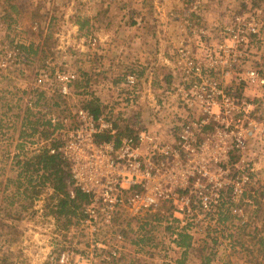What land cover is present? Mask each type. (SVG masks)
<instances>
[{
  "label": "rangeland",
  "instance_id": "obj_1",
  "mask_svg": "<svg viewBox=\"0 0 264 264\" xmlns=\"http://www.w3.org/2000/svg\"><path fill=\"white\" fill-rule=\"evenodd\" d=\"M14 1L22 10L13 14L17 22L10 29L5 0H0V264H61L62 251L71 252L69 264H264L258 243L264 237V144L258 138L232 155L233 168L252 176L245 200L236 201L242 211L226 210L218 226L195 229L189 249L173 240V212L165 205L150 217L131 219L122 230L119 261L79 263V255L94 251L80 218L46 215L43 198L49 189L35 207L22 208L19 197L24 196L14 183L18 161L62 140L79 107L97 106L108 113L120 137L168 129L181 121L185 111L175 89L183 64L179 50L205 61V54L224 42L221 31L233 14L256 8L264 17V0ZM31 43L36 53L17 47ZM242 62L224 83L263 107L264 91L246 90L239 78L250 67L264 71V37L250 41ZM56 70L76 72L74 96L59 93ZM131 74L137 79L134 86L126 81ZM29 107L41 123L55 118L63 130L45 137L39 125L29 135L32 131L24 124Z\"/></svg>",
  "mask_w": 264,
  "mask_h": 264
},
{
  "label": "built area",
  "instance_id": "obj_2",
  "mask_svg": "<svg viewBox=\"0 0 264 264\" xmlns=\"http://www.w3.org/2000/svg\"><path fill=\"white\" fill-rule=\"evenodd\" d=\"M262 13L249 8L233 14L221 31L224 42L207 52L203 62L179 50L184 67L179 66L175 89L185 114L168 129L140 130L117 139L118 128L108 113L95 115L86 107L74 111L70 127L50 152L70 166V196L77 190L87 196L80 223L89 230L94 251L79 255V263L119 261L122 230L131 219L165 205L173 212L174 241L180 233L195 237L197 228L218 226L226 210L242 211L236 201L245 200L252 176L244 168H233L232 155L257 137L264 144V106L237 95L224 79L244 66L250 41L264 37ZM239 79L246 90L264 91V71L259 68H248ZM54 80L63 97L75 95V71L56 70ZM126 81L134 86L137 79L131 74ZM105 135L110 139H101ZM71 259L69 251L58 255L61 264Z\"/></svg>",
  "mask_w": 264,
  "mask_h": 264
},
{
  "label": "trees",
  "instance_id": "obj_3",
  "mask_svg": "<svg viewBox=\"0 0 264 264\" xmlns=\"http://www.w3.org/2000/svg\"><path fill=\"white\" fill-rule=\"evenodd\" d=\"M5 3L7 8L5 17L10 19L9 27L10 29H13V24L16 23L17 20L12 18V16L14 13H20L22 7L16 4L14 0H5ZM33 46H35L34 43H31L29 46L24 44L17 45V47L28 54L36 53ZM90 110L95 115L101 114V111L97 106L91 107ZM36 114L37 113L30 107L27 109L25 118L26 123L24 124L32 131L29 135H34L37 131H39V125L42 127L40 132H42L45 137L51 136L58 130H63L62 122L59 124L57 121L53 122L52 118H50L43 120L41 123L39 118H35ZM25 135L27 136L28 134L25 133ZM116 138H120V133H117ZM101 139L109 140L110 137L105 135L102 136ZM56 144L57 142L33 149L27 153L24 160L18 161L19 164L21 163V168L18 172L17 179L14 182L17 188V194H22L24 196V198L19 197L20 202L22 203L21 206L24 209H28L35 207V202L38 199H42L43 193L49 189L50 193L47 197L43 198L46 204L42 208V211H44L46 215H52L56 218L64 217L68 219L75 216L81 220L84 217V207L87 204V196L78 190L75 191L74 198L70 196V166L68 163L62 161L58 154H52L50 152L51 147ZM11 181L12 180L7 181L5 190L8 188ZM13 204L14 202L11 201L10 205ZM157 212L148 213L145 217H150V215ZM146 222L148 224L151 223L149 221ZM192 239L193 238L190 234L180 233L175 242L178 246L189 249L192 246ZM258 243L261 247L259 251L261 252L262 259L264 261V237H261L258 240Z\"/></svg>",
  "mask_w": 264,
  "mask_h": 264
},
{
  "label": "crops",
  "instance_id": "obj_4",
  "mask_svg": "<svg viewBox=\"0 0 264 264\" xmlns=\"http://www.w3.org/2000/svg\"><path fill=\"white\" fill-rule=\"evenodd\" d=\"M258 138V140H259V144H263L262 143V138H260V137H257Z\"/></svg>",
  "mask_w": 264,
  "mask_h": 264
}]
</instances>
